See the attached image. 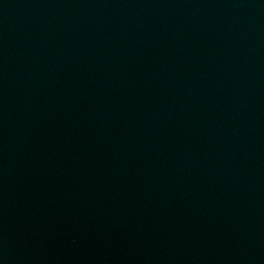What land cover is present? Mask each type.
I'll return each mask as SVG.
<instances>
[{
    "label": "water",
    "instance_id": "obj_1",
    "mask_svg": "<svg viewBox=\"0 0 264 264\" xmlns=\"http://www.w3.org/2000/svg\"><path fill=\"white\" fill-rule=\"evenodd\" d=\"M0 264H264V0H0Z\"/></svg>",
    "mask_w": 264,
    "mask_h": 264
}]
</instances>
